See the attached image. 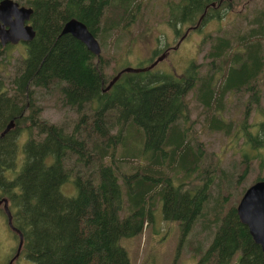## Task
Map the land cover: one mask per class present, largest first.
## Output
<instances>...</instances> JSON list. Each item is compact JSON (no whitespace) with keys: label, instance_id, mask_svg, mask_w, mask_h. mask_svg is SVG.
<instances>
[{"label":"trees","instance_id":"16d2710c","mask_svg":"<svg viewBox=\"0 0 264 264\" xmlns=\"http://www.w3.org/2000/svg\"><path fill=\"white\" fill-rule=\"evenodd\" d=\"M188 1L184 0V9L190 6ZM72 2L26 1L32 8L28 21L34 35L25 42L27 54L4 86L0 77V131L10 118H15L17 126L25 119L36 126L22 143L18 164L12 133L19 135L20 130L9 129L0 136V197L6 198L11 224L22 237L14 262L22 254L34 264H130L118 241L142 230L152 216L154 197L161 202L162 217L176 221L183 236L196 218L205 216L207 183L211 184L212 175L219 174L221 169L215 165L216 160L203 166L204 149L194 135L186 137V94L195 89L197 63L191 60L179 74L123 71L103 90L113 74L109 78L105 75L101 55L92 54L81 41L69 33H60V29L73 16L84 22L94 36L99 28L103 35L109 32L102 24L104 18H100L108 0H98L95 6ZM198 4L200 1L196 0L193 11L198 10ZM84 9L92 11L91 18L84 16ZM255 19H246V33L236 38L242 41L246 36L250 40L253 34V42L245 45L247 49L238 48L240 42L230 37H215V44L208 51L210 67L213 71L220 65L224 71L213 83L212 76L203 77L199 92L194 93L205 107L213 102L208 110L221 109L225 93L242 84V72L247 82L258 74L264 55L254 30L264 29ZM193 20L168 18L167 22L177 35V24ZM190 29V25H184L182 38ZM9 45L0 44V57ZM172 49L170 46L164 52ZM229 51V60H223ZM212 63L215 65L211 66ZM242 64L250 66L252 72L240 68ZM34 89H54L63 105L75 109L78 120L70 131L65 132L61 125L40 116L39 105L33 103ZM253 103L258 102L249 101L247 106ZM212 113L209 119H213L214 128L230 127L223 116ZM78 123L85 125L84 132ZM241 127L233 134L239 131L242 143L256 148L260 139ZM192 146L196 147L194 151ZM242 157L248 159L245 152ZM193 169L204 176L199 184L189 183ZM5 171L10 172L11 178L5 177ZM178 172L182 179L175 182L173 176ZM63 183L72 184L75 193L64 195L60 191ZM122 186L127 204L123 203ZM223 201L216 202L218 209L211 213L215 230L208 245L203 250L192 249L198 256L196 264H232L236 252L239 255L234 264H264L259 246L237 218L234 208L238 201L228 208H223ZM0 212L6 223L1 207ZM10 232L15 246L9 259L18 240V235Z\"/></svg>","mask_w":264,"mask_h":264},{"label":"rangeland","instance_id":"374dc122","mask_svg":"<svg viewBox=\"0 0 264 264\" xmlns=\"http://www.w3.org/2000/svg\"><path fill=\"white\" fill-rule=\"evenodd\" d=\"M16 1L22 5H28L26 4L27 0ZM167 1L169 3L170 1L175 2V0H133L131 5L127 7L125 4L114 2V0L109 1L100 17L104 18L102 24L106 26V30L109 32H105L103 35L102 28H99L95 34L100 43L101 60L105 62L103 71L109 78L123 65H145L154 56L173 45L175 47L173 46V49L163 59L157 61L150 72L160 71L179 74L184 72L191 60L196 63L199 62V77L195 89L193 87L186 94L189 103V116L184 124L187 131L186 137L190 138L194 135L198 144L204 149L205 159L201 160V164L209 166L211 161L215 162L214 160H216L215 165L221 169V172L212 175L213 182L211 184L210 182L207 183V201L203 207L205 216L200 220L196 218L188 233L183 236L180 234L176 221L162 217L161 202L154 197L151 206L152 216L144 223L142 230L134 236L122 237L118 241L125 250L130 264H196L198 256L193 253L192 249L202 248L203 250L208 245V241L215 230L211 213L218 209L216 202L224 200L223 208L235 206L244 188L252 183L256 175L264 177V145L258 149L250 148L249 145L242 143V138L238 135L239 131H235L233 134V131L239 130L240 127L246 104V94L241 90L226 92L222 98L221 109L216 108L217 110L207 109L211 108L213 102L205 107L194 96V93L198 92L197 88L201 78L211 71L209 52L215 44V37L218 35L230 37L234 42H240L238 45L240 48L242 41L236 40V38L237 35H244L243 21L244 19L249 21L253 18H260L261 13L264 14V0H231V7L223 17L210 18L200 23L199 31L188 30L177 45L175 42L183 32L184 25H191L193 22L177 24L179 31L176 35L167 22ZM132 15L133 18H131ZM245 28L247 29V24H245ZM230 53L231 51L225 54L223 60L228 61ZM26 54V43L23 41L6 47L0 62V77L3 86ZM92 59L96 61V57ZM220 62L223 63L224 61L220 59ZM33 95H36L33 103L39 105L42 118L61 125L65 132L70 131L76 124L78 115L75 109L63 105L56 90L45 91L41 89L36 92L34 89ZM255 106L256 109L253 113L251 112L252 116H248L249 121L252 122L250 127L253 129L257 127L259 120H264V86L262 98ZM27 109L24 111L25 113L28 112ZM211 112L214 115L223 116L225 121L229 122L230 127L228 129L214 128L212 126L213 119H209ZM20 124H22V119H20ZM78 126L84 132L85 125L78 123ZM30 127L31 131H29ZM35 127L25 119L22 125L17 126L16 121L14 126L10 128L11 130L13 128L20 130L19 135L15 132L12 133L15 135V145L17 144L16 164L21 160V146L26 135L34 133ZM195 148L192 146L193 151ZM117 151H119V146L116 147ZM242 152L246 153L248 159L244 160ZM72 159L73 156H71ZM138 160L134 161L137 162ZM96 162L97 160H95V164ZM122 168L125 172L128 171L126 167L122 166ZM243 169L245 170L243 171ZM3 173L5 177H10V172L5 171ZM173 177L174 181L177 182L182 179V174L178 172ZM203 177L193 169L190 173L189 183L199 184V179ZM119 181L122 183L121 179ZM122 190L123 203L127 204L123 186ZM60 191L64 195H73L75 187L70 183H63L60 186ZM222 196H224L223 199H221ZM9 230L0 212V264H8L9 256L15 246L14 238L11 235V230ZM238 255L239 253L236 252L232 256V264L235 263ZM12 264H34V262L21 254Z\"/></svg>","mask_w":264,"mask_h":264},{"label":"water","instance_id":"95a60500","mask_svg":"<svg viewBox=\"0 0 264 264\" xmlns=\"http://www.w3.org/2000/svg\"><path fill=\"white\" fill-rule=\"evenodd\" d=\"M32 13V8L29 5L19 4L16 0H0V44H14L18 41L27 42L33 34L34 28L27 21ZM60 33H69L83 43L85 48L94 55H99L100 47L94 34L86 27L81 20L69 17L61 26ZM183 35L178 39L176 45ZM165 52L159 53L149 64L136 67L131 65L122 66L109 79L103 90L107 89L110 84L123 71H143L157 61H159ZM11 120L5 124V127L0 131L2 136L10 127ZM1 207L5 213L6 224L10 230L18 235L17 245L13 256L9 259L8 264L17 257L21 247L22 238L20 233L12 226L10 222V213L7 209V200L4 197L0 198ZM235 213L241 224L246 226L247 232L252 241L257 244L264 255V179H257L249 183L244 190L235 206Z\"/></svg>","mask_w":264,"mask_h":264},{"label":"flooded vegetation","instance_id":"af4514ba","mask_svg":"<svg viewBox=\"0 0 264 264\" xmlns=\"http://www.w3.org/2000/svg\"><path fill=\"white\" fill-rule=\"evenodd\" d=\"M73 1L74 2H72V3L78 4V5L84 6V5L90 4L91 6H95V5H97L98 0H73ZM109 1L110 0H108V3H109ZM195 1L196 0H189L188 2H190V6L187 9H184V0H175V2L170 1V3H169V1H167V3H166V5H167V9H166L167 14L166 15L167 16H166V18H194V20L192 21L193 24L190 25L191 29L199 31V24L200 23H202V22H204L210 18H221V17H223L224 14L226 13V11H228V9L231 7V0H199L200 4H198V10L193 11V10H196ZM100 2H102V0H100ZM114 2H118L120 4H125V5L129 6V5H131V2H133V0H114ZM82 13L84 14V16H86V18H91V14H92L91 10L84 9L82 11ZM261 15L262 16L260 18H256L254 22L257 23V19H258L257 24H260L261 27L264 29V14L261 13ZM71 17H73V16H71ZM74 18H77V17H74ZM131 18H133V15ZM245 24H247L246 19H244V21H243V26L245 29L244 33H246V30H247L245 28ZM247 28H248V26H247ZM254 31L256 32L255 38L259 40L260 48H262L260 50V53H261V55H264V30H262V31L261 30H257V31L254 30ZM181 35H183V32L180 34V36ZM245 37L246 36H244V39L242 40V43H241L242 44L241 45L242 50L247 49V47H245V45L249 44L251 42L250 40H252V42H253V39H254L253 34H250V36H249V38L251 37L250 40L245 39ZM176 42H177V40H176ZM163 52H164V50H163ZM245 55L246 54L244 52H242V56L244 57ZM156 56H154L147 64H149ZM147 64H145V65H147ZM246 64H248V63H246ZM251 64H253V63H251ZM145 65L136 66V67H142ZM214 65L215 64H213V63L211 64V66H214ZM197 66H198L197 67V74H198L199 73V67H200L199 62H197ZM218 66H219V68L214 69L213 71L211 70V67L209 66L211 71L208 74L204 75L203 77H205L207 75L212 76V80L214 78L213 82H215L216 77H219V75H220V72H217V71H221V70L224 71V69H221L220 65H218ZM240 68H244V70L248 71V73H249V71L252 72V70H250V66L247 67L245 64H242V66H240ZM143 71L150 72V70H147V69H145ZM214 72H217V73L214 74ZM252 76H254V74H252ZM198 77H199V74H198ZM244 77H246V75L244 74V72H242L241 77L239 79V80H242V84L238 88L232 89V90H241L244 94H246V99H245L246 104L244 106L243 116L241 118V122H240L241 125L240 126L243 125V127H241L243 130H246V132H248L249 134H251L253 136H257V138L260 139V140H258L259 145L256 146V149H258L264 145V120H259L257 122V127H255L254 129H253V127H250L252 122L249 121V117L252 116L251 112L252 113L254 112V110L256 109V106H255V104L253 106L252 105L247 106V103L249 101L259 103L261 98H262L263 86H264V61L261 64V68H260L258 74L253 79H250L249 82H247L246 78H244ZM206 81H207V83H209V80H206ZM200 82H201V80H200ZM251 86H254V88H256V90L251 88ZM199 89H200V83H199V86L197 88L198 92H199ZM230 91L231 90H229L227 92H230ZM26 102H28V101H26ZM251 107H253L252 110H251ZM12 119L14 120V124H15V122H16L15 118H10L9 120H12ZM5 124H4V126H5ZM245 168H246V166H245ZM244 170L245 169H243V171ZM257 179H264V177L261 175H256V177L254 178L253 181H255ZM0 207H1V204H0ZM1 209H2V207H1Z\"/></svg>","mask_w":264,"mask_h":264},{"label":"bare ground","instance_id":"6f19581e","mask_svg":"<svg viewBox=\"0 0 264 264\" xmlns=\"http://www.w3.org/2000/svg\"><path fill=\"white\" fill-rule=\"evenodd\" d=\"M29 18H30V16H29ZM31 25H32V24H31ZM32 27H33V26H32ZM186 33H187V32H185V35H186ZM33 35H34V34H33ZM32 37H33V36H32ZM96 40H97L98 45H99V47H100V43H99V41H98L97 38H96ZM173 46H174V45H173ZM173 46H172V47H173ZM99 53H100V52H99ZM167 53H168V52H165V55H164L161 59H163V58L167 55ZM161 59H160V60H161ZM155 64H156V63H155ZM155 64H153L151 67L147 68V70H151V69H153V67L155 66ZM125 72H132V71H125ZM120 74H121V73H120ZM111 84H112V83H111ZM111 84H110V85H111ZM109 87H110V86H109ZM109 87H108V88H109ZM108 88H107V89H108ZM13 126H14V123H13V121H11V125H10L9 129L12 128ZM0 136H1V135H0ZM7 209H8V202H7ZM8 211H9V209H8ZM3 212H4V211H3ZM9 213H10V211H9ZM4 214H5V213H4ZM10 222H11V214H10ZM11 231H12V230H11ZM13 232H14V231H13ZM15 233H16V232H15ZM16 234H17V233H16ZM21 238H22V237H21ZM21 244H22V242H21ZM19 251H20V250H19ZM18 255H19V252H18ZM18 255H17V257H18ZM17 257H16V258H17ZM16 258H14V259L11 261L10 264H12Z\"/></svg>","mask_w":264,"mask_h":264}]
</instances>
